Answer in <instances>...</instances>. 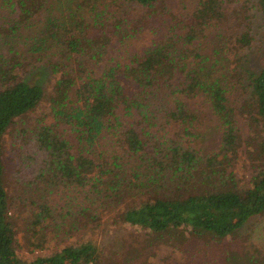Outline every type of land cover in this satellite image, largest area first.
<instances>
[{"label":"trees","instance_id":"16d2710c","mask_svg":"<svg viewBox=\"0 0 264 264\" xmlns=\"http://www.w3.org/2000/svg\"><path fill=\"white\" fill-rule=\"evenodd\" d=\"M173 1L63 0L60 13L21 35L47 0H8L15 14L0 24V44H9L0 52V264H152L162 245L182 257L164 253L160 264H264L256 246L233 247L231 240L264 211V25L262 66L246 72L243 50L252 35L244 0H236L233 17L227 0H194L184 12ZM255 9L264 20V0H255ZM142 29L149 44L131 49L128 40ZM115 40L122 61L93 75L85 62L98 63ZM36 63L49 69L48 87L23 79ZM70 94L76 104L67 106ZM197 94L220 130L213 149L201 144L199 120L184 100ZM44 99L53 121L34 130L27 162L33 178L7 184L2 135ZM59 124L74 133L77 148ZM106 134L112 144L98 148ZM242 161L253 171L237 180ZM12 206L25 211L28 224L18 214L32 236L36 224L57 231L63 224L77 234L110 209L112 223L129 233L26 259L15 247Z\"/></svg>","mask_w":264,"mask_h":264},{"label":"rangeland","instance_id":"374dc122","mask_svg":"<svg viewBox=\"0 0 264 264\" xmlns=\"http://www.w3.org/2000/svg\"><path fill=\"white\" fill-rule=\"evenodd\" d=\"M179 1V2H178ZM228 5L226 12L233 17L232 10L237 5L236 0H227ZM242 1V0H241ZM247 5L251 8L247 10V25L251 26L250 32L252 35L251 43L246 46L243 50L244 59L243 66L246 72H257L263 63V51L260 47L259 36L263 32L264 20L261 14L255 9V0H244ZM194 0H174L172 5L173 9H177L181 12L188 10L193 5ZM48 8H45L36 18H34L27 27L21 29L22 34H29L35 28L41 24L43 17L49 14H58L61 11L63 0H47ZM134 6L127 4L124 6L125 11H129V14L134 15L137 11ZM15 13L10 10L8 0H0V24L5 23ZM244 21V18H242ZM241 26V25H240ZM241 29V28H240ZM151 39L150 33L146 29L138 30L128 40V44L131 49L140 50L147 44ZM18 41V37L15 38ZM9 44L1 43L0 52H5ZM16 45V44H15ZM14 45V46H15ZM21 46V45H18ZM123 50L117 40L110 42L105 49V53L102 59L98 63H92L86 61L88 68L91 69L93 75H99L108 65L114 64L116 61H122ZM245 73V72H244ZM23 79L30 83H38L41 86L48 87L49 85V69L43 64H34L24 73H22ZM79 79H76V84ZM69 101L67 106L70 104H76L73 96L69 95ZM186 106L195 112L196 117L199 120L197 129L201 132V144L205 149H213L219 140L220 130L217 125L215 116L210 111L207 101L203 96L193 95L184 98ZM50 104L47 100L40 101L36 106L26 111L24 114L17 116L9 124L8 128L2 135V162L7 172V181L15 185L16 182L20 184H28V181L32 179L31 170L35 167H30L27 162H31V155L34 154L32 143L34 130L41 124H48L53 121L52 111L49 109ZM62 126L65 124H59L58 129L62 128L61 131L63 136L66 137L73 147H78V141L74 136V133L70 130H64ZM240 129L245 133V125L242 121H239ZM112 136L106 134L105 139H101V144L98 148H106L107 145L112 144ZM241 160V159H239ZM253 168L249 166L246 161H242L236 170V178L240 180L246 179ZM20 188V187H19ZM12 190V187H11ZM17 190V189H16ZM13 191L14 193L16 192ZM12 192V193H13ZM57 197L56 192L53 194H47V202L52 204L54 198ZM19 207L12 206L10 213L12 214L16 231L15 247L20 255L28 259L39 253H49L55 248L71 244L82 239H89L92 241L104 242L109 241L115 235L129 233V229H123L117 223L113 222L112 209L108 210L107 213L101 215L100 223L97 226L84 227L74 234V230L71 232L68 230L66 225L53 223L58 226L59 231L52 224L42 226L36 224V233L34 236L30 235L27 230H24L23 219L28 224L29 218L26 214L18 211ZM53 209V207L51 208ZM50 213L52 211H49ZM20 213V214H18ZM53 213V212H52ZM18 214V215H17ZM39 225V226H38ZM51 225V226H50ZM66 228V229H65ZM133 231V228H130ZM68 230L70 235H67L65 231ZM233 247L241 244L245 248H250L252 245L256 246L261 251V256L264 258V211L260 214L250 217L242 226L237 230L236 234L231 236ZM158 256L152 260V264H160L159 256L164 253H170L175 261L181 259V253L172 246L162 245L157 250Z\"/></svg>","mask_w":264,"mask_h":264}]
</instances>
